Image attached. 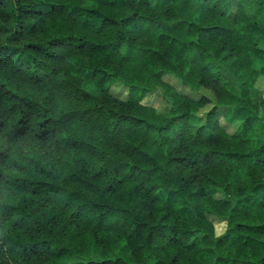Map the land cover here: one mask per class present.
Masks as SVG:
<instances>
[{
    "label": "trees",
    "instance_id": "obj_1",
    "mask_svg": "<svg viewBox=\"0 0 264 264\" xmlns=\"http://www.w3.org/2000/svg\"><path fill=\"white\" fill-rule=\"evenodd\" d=\"M160 2L0 0V264H264V0Z\"/></svg>",
    "mask_w": 264,
    "mask_h": 264
},
{
    "label": "rangeland",
    "instance_id": "obj_2",
    "mask_svg": "<svg viewBox=\"0 0 264 264\" xmlns=\"http://www.w3.org/2000/svg\"><path fill=\"white\" fill-rule=\"evenodd\" d=\"M171 0H161L160 3H166ZM188 1V0H184ZM71 69L73 73L78 74L82 77L84 86L91 90L92 92L99 93L102 90H106L108 93H110L113 96L118 95H127L131 91V95L133 98L139 100L140 102L144 104H150L152 103L159 94L163 91V88L161 85L156 83L155 81L150 82L144 89H135V88H129L125 87L121 81H117L114 83H111L107 86H105L103 89L97 86L91 79V73L87 70H81L79 68H76L74 66H71ZM252 96L254 101L259 104L264 96V79H259L255 85L252 88ZM209 107L202 108L197 110V114L201 117L202 123L204 122V117ZM261 112V111H260ZM262 118L264 120V114L261 112ZM238 124L232 125L230 127L231 131H234L237 129ZM204 133L207 135L208 130L205 128ZM219 232H221L224 229L223 224L218 225Z\"/></svg>",
    "mask_w": 264,
    "mask_h": 264
}]
</instances>
